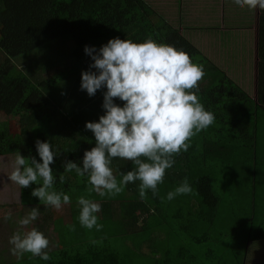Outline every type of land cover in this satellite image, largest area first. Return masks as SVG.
Listing matches in <instances>:
<instances>
[{
	"label": "trees",
	"instance_id": "16d2710c",
	"mask_svg": "<svg viewBox=\"0 0 264 264\" xmlns=\"http://www.w3.org/2000/svg\"><path fill=\"white\" fill-rule=\"evenodd\" d=\"M0 5V114L20 124L14 135L0 126V157H15L19 151L23 157L39 162L34 142L49 141L57 152L50 165L56 178L54 188L67 193L71 200L63 205L69 214L62 218H54L58 210L39 205L35 197L31 202L25 198L23 205L19 203L22 211H17L16 220L39 207L40 215L33 226L49 240L50 259L43 261L25 253L12 260L11 253L6 259L0 253V263L245 264L247 244L264 240V228L253 220L252 203L248 213L236 217L237 225H228L230 221L221 217V202L213 194L208 170L220 166L232 175L234 168V179L245 175L248 184L255 182L259 116L264 119V10L257 9L255 95L251 98L205 60L179 31L158 18L143 0H0ZM113 38L134 43L152 39L168 44L203 67L197 97L213 114L214 123L192 138L186 153L173 158L175 163L165 171L157 196L146 191L141 199L140 181H134L120 194L101 198L87 192L86 177L63 170L66 161L79 164L84 152L95 146L85 122H97L104 114L105 90H98L92 97L80 90L81 72L91 63L83 49L86 45L98 49ZM66 39L74 44L72 52L67 49ZM5 62L9 67H3ZM61 63H65L63 69L56 70ZM110 167L119 181L120 174L134 165L114 158ZM185 178L191 193L167 201V193ZM35 187L38 185L28 188ZM246 189L253 190L251 186ZM82 195L100 204V231L80 226L76 201ZM219 221L224 224H217ZM69 225H75V230L69 231ZM13 228L7 222L5 239H10ZM224 228L233 236L225 238L224 254L230 257L226 259L215 255L217 250L212 244L223 245V237L228 235ZM236 230L243 236L234 243ZM235 247L240 256L235 254Z\"/></svg>",
	"mask_w": 264,
	"mask_h": 264
},
{
	"label": "clouds",
	"instance_id": "9594fccd",
	"mask_svg": "<svg viewBox=\"0 0 264 264\" xmlns=\"http://www.w3.org/2000/svg\"><path fill=\"white\" fill-rule=\"evenodd\" d=\"M233 3L240 9L264 10V0H233ZM83 51L91 63L88 70L81 72L80 90L92 97L104 89V114L97 122H85V130L92 133L95 146L84 152L79 164L66 161L64 172L86 177L87 192L101 198L120 194L134 181H140L141 199L145 198L146 191L157 196L165 171L175 163L173 158L186 153L192 138L214 123L213 114L205 110L197 97L203 67L193 63L184 51L152 39L134 43L113 38L98 49L86 45ZM34 146L39 162L17 151L7 179L21 189L38 185L31 196L38 199L39 205L60 210L71 200L67 193L54 188L56 178L50 165L57 152L47 140L37 139ZM114 158L131 161L134 165L132 170L120 174L119 181L110 167ZM60 180L63 182V175ZM191 191L185 178L165 199L172 201ZM76 203L80 226L100 231L102 225L97 216L100 204L83 195ZM39 215V207H34L19 220V225L28 226ZM4 219L10 220V213ZM67 227L69 231L75 230V225ZM9 244L11 254L18 259L25 253L43 261L50 259L49 240L35 227L13 233Z\"/></svg>",
	"mask_w": 264,
	"mask_h": 264
},
{
	"label": "crops",
	"instance_id": "0c3cea01",
	"mask_svg": "<svg viewBox=\"0 0 264 264\" xmlns=\"http://www.w3.org/2000/svg\"><path fill=\"white\" fill-rule=\"evenodd\" d=\"M151 11L164 20L172 29L180 32L199 54L207 60L213 67L223 72L232 81L236 82L251 98L255 95V65L256 57V30H257V9H240L235 6L233 0H143ZM237 59L244 62L239 65ZM259 166L255 168V182L248 184L245 175H237L234 179V188L240 187L248 190L247 202L241 204L242 209L239 215L234 214V226L236 217H242L251 208L254 209L253 220L255 223L261 222L264 228V166L261 168V179L259 181ZM233 168V167H232ZM234 169V168H233ZM231 169L233 173L234 170ZM257 186L259 195H257ZM214 194V193H213ZM5 214L0 218V253L1 257H7L11 253L9 240L5 239L6 233L2 225L7 228V222L15 229L20 227L16 220L12 224L10 220L4 219ZM54 218H62L58 214ZM65 221V220H64ZM217 224L223 225V221ZM33 223L27 226V230L33 228ZM5 228V230H6ZM242 229V226H241ZM16 232V231H14ZM13 235V234H12ZM242 232L236 230L234 233V243L242 240ZM247 244V254L243 257L245 264H264V240ZM212 244H217L212 241ZM215 250V248H214ZM234 252L240 256L235 247Z\"/></svg>",
	"mask_w": 264,
	"mask_h": 264
},
{
	"label": "rangeland",
	"instance_id": "374dc122",
	"mask_svg": "<svg viewBox=\"0 0 264 264\" xmlns=\"http://www.w3.org/2000/svg\"><path fill=\"white\" fill-rule=\"evenodd\" d=\"M1 6V5H0ZM65 42L67 43V49L72 52L74 50V44L69 40L66 39ZM238 64L241 65L244 60L243 59H237ZM69 60L65 63H68ZM9 62H5L3 67L7 68ZM65 63H61L59 66L56 67V70L63 69V66ZM37 65V62L35 66ZM34 70V69H33ZM50 74V73H49ZM5 126L8 130V133L10 134H17L20 129V124L17 119L14 118H8L6 116H3L0 114V126ZM257 160H258V169L260 170V176L259 181H262L261 179V168L262 165L264 166V119L262 116H259V126H258V134H257ZM14 156H3L0 157V218L5 214L11 215L12 221H16L15 214L17 211H22V208L20 209V205L24 204V199H28L29 202L33 201V197L31 196L32 189L31 188H24L20 190V187L16 185L15 183H12L8 181L7 177L10 175L11 171L13 170V163H14ZM208 174L212 180V191L214 193V196L217 197L221 202L220 207V213L221 217L226 219V221H230L228 225L234 226V214L239 215L242 211V205L235 203H246L247 202V189H242L240 187H243L245 182L243 181L240 187L234 188V172L232 175L227 174L223 168L221 169L220 166H215L211 170H208ZM229 178V182L226 181L227 178ZM259 187L257 186V195H259ZM261 191V190H260ZM23 202H22V201ZM21 201V202H20ZM20 203V205H19ZM67 212V213H66ZM58 215L60 217H63L64 215L68 216V207L62 206L60 210L57 211ZM4 232L5 225H2ZM227 231V236L223 237V245L213 244L215 250H217V255L222 256L223 258H227V254H224V244H225V238L231 239L233 236L229 230L224 228ZM16 232H27V226L24 227H16V230L13 229ZM2 230L0 229V235L2 234ZM14 233V232H13ZM226 234V233H225ZM1 239V238H0ZM11 246V245H10ZM12 255V254H11ZM12 260L16 256H10ZM5 258V257H4ZM3 258V259H4ZM9 258V257H6ZM5 258V259H6ZM228 258H230L228 256ZM10 260V261H12ZM3 261V260H0ZM6 261V260H5ZM1 264V263H0Z\"/></svg>",
	"mask_w": 264,
	"mask_h": 264
}]
</instances>
